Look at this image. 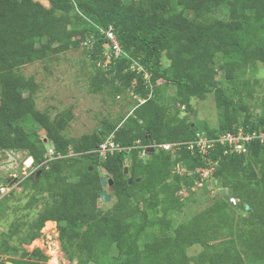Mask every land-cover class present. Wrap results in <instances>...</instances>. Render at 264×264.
Returning a JSON list of instances; mask_svg holds the SVG:
<instances>
[{"label":"trees","instance_id":"1","mask_svg":"<svg viewBox=\"0 0 264 264\" xmlns=\"http://www.w3.org/2000/svg\"><path fill=\"white\" fill-rule=\"evenodd\" d=\"M47 1L49 7L0 0V151L32 158L29 175L16 182L22 206L0 199V226L7 213L35 211L0 228V264H46L40 248L20 243L53 221L75 264H264V140L241 139L243 151L216 140L201 152L194 143L198 133L218 139L239 129L244 136L264 132V0ZM109 29L121 54L103 65ZM72 48H81L95 70L90 91L109 86L114 95L130 91L141 99L130 114L79 137L62 132L71 108L51 119L35 106L39 83L21 71ZM159 85L174 87L175 102H166ZM207 93L217 110L213 128L179 110L192 111L191 99ZM109 135L122 149L101 154ZM163 143L178 146L165 150ZM49 147L62 156L38 166ZM198 168L213 170L203 179ZM104 176L114 201L103 209ZM211 183L220 188L211 202L175 221L190 193L210 195ZM13 234L17 245L9 243ZM195 244L201 249L188 254Z\"/></svg>","mask_w":264,"mask_h":264},{"label":"rangeland","instance_id":"2","mask_svg":"<svg viewBox=\"0 0 264 264\" xmlns=\"http://www.w3.org/2000/svg\"><path fill=\"white\" fill-rule=\"evenodd\" d=\"M40 2L46 7L50 6L47 0H40ZM164 63L166 64L167 61L165 60ZM21 71L26 75L34 76L39 83L35 106L39 110L48 111L51 119L66 108H71L72 118L62 131L68 137H79L83 133L91 132L100 127L103 121L115 123L121 117L130 114L136 103L141 101L130 91L114 95L109 86H104L103 90L97 92L90 91L89 80L95 70L81 48H72L57 56L28 63L21 67ZM257 74L261 76V71L259 70ZM220 76L221 74L218 73V77ZM163 83L164 81H159V84ZM163 87L164 85H159L160 93L164 94L168 104H172L175 102L174 87L172 85ZM190 102L192 111L189 112L179 107L180 115L205 123L209 128L217 126L218 116L212 93H207L205 99L192 98ZM20 124L30 131H36L40 135L44 134L41 126L35 128L30 119H22ZM27 161L28 158L22 160V152L0 151V199L6 196L10 200L9 204L17 208L22 206L23 201H21L20 188L17 187L16 182L18 178L21 179L22 176L25 178L29 175L31 162L27 163ZM210 188V195L206 192L201 193L200 188L196 189L194 194L190 193L184 206L178 212H174L175 221H185L208 205L215 190L218 189L220 192V188L213 186L212 183ZM104 190L110 198L106 200L107 202H99L103 209L111 207L114 201L108 185H105ZM17 199L20 200L16 202ZM29 212L17 209L18 214L16 212L7 213L8 215L1 219L0 228H7L13 219L28 221L35 211H32V215ZM50 223H44L41 234L32 242L20 243L21 248L28 251L35 247L40 248L44 253L46 264H75L73 253L66 254L60 248L56 223ZM9 243L17 245V234L12 235ZM200 249L201 246L195 244L188 248V254L194 255Z\"/></svg>","mask_w":264,"mask_h":264},{"label":"built area","instance_id":"3","mask_svg":"<svg viewBox=\"0 0 264 264\" xmlns=\"http://www.w3.org/2000/svg\"><path fill=\"white\" fill-rule=\"evenodd\" d=\"M106 37L110 40V46L108 47V49L105 50L104 54H105V60L103 63V65H107L110 61H111V57H117L121 54V47L119 42L117 41L115 34L113 33V31L111 29L106 31ZM134 66H132L133 69ZM136 70L140 71L141 67L138 65L135 67ZM149 76L148 73L144 74V78L147 79ZM253 137H257L259 138L261 141L264 140V132H259L257 135L255 133L250 134V135H246L244 136L242 133V130L239 129V131L237 133H227V134H223L221 136H219L218 139H214V138H206L203 134L198 133V139L194 142L198 147L199 150L201 152H205L207 148L213 146L214 142L216 140L220 141V142H225L227 141L228 144H233L234 149H236L237 151H243V145L241 143V139L243 140H247V139H251ZM173 145L178 146L176 143H163V144H159L158 146L160 148H163L165 150H170ZM190 147L193 146V142L189 143ZM150 146V145H149ZM148 146V147H149ZM156 146L155 144L152 146L154 147ZM143 147V146H142ZM147 147V146H145ZM145 147H143V152H142V156L145 153ZM147 147V148H148ZM122 148L114 142L112 135H109L105 138V140L99 144L97 151H99L101 154H104L106 152L108 153H112L114 150H121ZM147 150V149H146ZM174 150V148H173ZM62 155L60 153H56L52 148H48L47 152H46V156L45 159L38 165H42L50 160H54L57 159L59 157H61ZM37 166V167H38ZM36 168V167H34ZM179 171H182L181 168H178ZM212 168H198L197 171L200 172V174L202 175L201 177L204 179H207V177L212 173ZM200 185V183L198 184ZM229 201L232 202L233 204H235L237 202L236 198L233 196L229 197Z\"/></svg>","mask_w":264,"mask_h":264},{"label":"water","instance_id":"4","mask_svg":"<svg viewBox=\"0 0 264 264\" xmlns=\"http://www.w3.org/2000/svg\"><path fill=\"white\" fill-rule=\"evenodd\" d=\"M148 150H149V151H152V150H154V148L150 146V147L148 148ZM29 161H30V159H28L27 163H28ZM126 171H127V167L124 168V172H126ZM129 182H130V179H129ZM106 183H107V176H104V177L101 178V184H102L103 186H105ZM108 183L111 184L112 182L109 181ZM99 195L101 196V200H104L105 198H106V200H109V198H110V196L107 194V192H106L105 190H101V191L99 192ZM6 263H7V264H12L11 261H7ZM124 264H126V263H124Z\"/></svg>","mask_w":264,"mask_h":264},{"label":"clouds","instance_id":"5","mask_svg":"<svg viewBox=\"0 0 264 264\" xmlns=\"http://www.w3.org/2000/svg\"><path fill=\"white\" fill-rule=\"evenodd\" d=\"M150 147V146H149ZM148 147V148H149ZM152 147V146H151ZM49 148H52V147H49ZM53 149V148H52ZM28 159H30V162L32 161V158L31 157H27Z\"/></svg>","mask_w":264,"mask_h":264},{"label":"crops","instance_id":"6","mask_svg":"<svg viewBox=\"0 0 264 264\" xmlns=\"http://www.w3.org/2000/svg\"><path fill=\"white\" fill-rule=\"evenodd\" d=\"M48 221H50V220H48ZM54 222V221H53Z\"/></svg>","mask_w":264,"mask_h":264},{"label":"bare ground","instance_id":"7","mask_svg":"<svg viewBox=\"0 0 264 264\" xmlns=\"http://www.w3.org/2000/svg\"><path fill=\"white\" fill-rule=\"evenodd\" d=\"M52 253H54V252H52Z\"/></svg>","mask_w":264,"mask_h":264}]
</instances>
